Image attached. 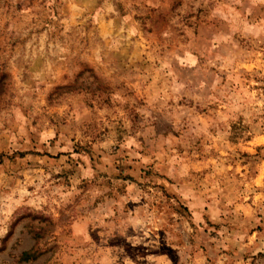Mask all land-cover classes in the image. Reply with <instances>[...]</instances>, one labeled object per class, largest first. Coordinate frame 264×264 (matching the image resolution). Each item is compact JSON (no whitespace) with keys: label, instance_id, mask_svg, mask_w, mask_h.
Returning <instances> with one entry per match:
<instances>
[{"label":"rangeland","instance_id":"374dc122","mask_svg":"<svg viewBox=\"0 0 264 264\" xmlns=\"http://www.w3.org/2000/svg\"><path fill=\"white\" fill-rule=\"evenodd\" d=\"M0 264H264V0H0Z\"/></svg>","mask_w":264,"mask_h":264},{"label":"trees","instance_id":"16d2710c","mask_svg":"<svg viewBox=\"0 0 264 264\" xmlns=\"http://www.w3.org/2000/svg\"><path fill=\"white\" fill-rule=\"evenodd\" d=\"M20 259L23 260V261H28L30 259H33V256L29 252H24V253L21 254V258Z\"/></svg>","mask_w":264,"mask_h":264}]
</instances>
